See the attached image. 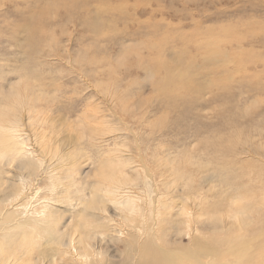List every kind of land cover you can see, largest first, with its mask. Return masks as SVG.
Listing matches in <instances>:
<instances>
[{
	"label": "rangeland",
	"instance_id": "1",
	"mask_svg": "<svg viewBox=\"0 0 264 264\" xmlns=\"http://www.w3.org/2000/svg\"><path fill=\"white\" fill-rule=\"evenodd\" d=\"M8 105L44 156L41 201L55 200V175H73V199L64 188L50 203L66 219L84 209L76 194L105 189L101 163L120 160L124 192L150 207L142 214L159 188L172 240L183 209L191 223L246 210L253 224L242 236L256 240L252 264H264V0H0V107ZM210 224L195 226L201 240H216ZM114 235L106 258L135 264L138 241ZM179 238L189 244L188 231Z\"/></svg>",
	"mask_w": 264,
	"mask_h": 264
},
{
	"label": "bare ground",
	"instance_id": "2",
	"mask_svg": "<svg viewBox=\"0 0 264 264\" xmlns=\"http://www.w3.org/2000/svg\"><path fill=\"white\" fill-rule=\"evenodd\" d=\"M12 94L13 98L10 95L9 98L18 97L15 90H13ZM12 99L9 100L10 103ZM8 107L9 105L0 107V264H40L44 259L49 260L50 264H61V262L62 264H114L110 259L106 258L105 244H107V241L106 243L104 242V240H114V234L127 239V243L138 241L135 253L140 257L137 260L138 262L136 261L137 263L133 261L135 264H185L186 261L189 262L188 264L253 263V257L251 256L253 247L251 245L256 240H244L245 236H242L243 233H247L246 229L253 224L252 217L246 213V210L242 212L244 213L243 217L238 215L239 211L229 212L227 210L228 212H226L227 208L222 211L219 209L218 214L216 216L212 215V217L208 213L202 212L197 217L193 215V219L197 220V222L191 223L188 209H183L182 212L187 214L184 213L185 218L179 217L180 219L184 218V221L179 223L180 227L178 229L180 228V230L177 229L175 239L172 240V237L169 236L170 234L166 233L168 232L166 231V226L173 227V221H169L172 218L170 217L171 211L165 207L167 204L162 209L160 208L161 210L159 209L161 204L159 205L156 199L160 196L159 194H162L159 192V188L156 186L153 190L157 197L154 198L155 200L152 199V208L148 215L147 211L149 210L147 208L150 207L140 203L142 195L137 197L133 193L124 192V182L129 181V178H124L121 172L123 171L121 167L124 162H119L120 160L114 162L111 158L105 162L100 160L102 163L96 172L98 171L103 184L106 183L105 189L93 188L89 195L74 193L79 201L84 202H82L84 209L80 216H77V219L72 218L73 216L69 217L70 219H66L59 212L58 207H54L50 203L52 201L61 202L62 196H59V194L64 191V188L66 198L71 199L73 195L69 196L71 192H67V190L70 189V184L73 185V175H66L67 183L63 182L64 176L58 175L57 177L55 175L51 180V190L52 192L54 191L55 200L44 198L45 200L41 201L35 175L45 160L44 156L40 150L32 146L29 137L24 135L21 128L22 125L20 126L21 122H18L21 116L15 111L13 112V109L9 107L11 112ZM98 129H100V126ZM99 132L102 133V131ZM46 135L43 134L41 136L40 143L43 146H46L50 139ZM141 159L139 161L141 168L145 171L143 172L148 178H152L154 173L149 172L147 165ZM124 168L126 169V167ZM143 172L141 170L140 173L144 174ZM132 179L134 178L132 177ZM176 179L178 178L176 177ZM82 182L83 184L85 183L84 181ZM166 182L163 183L162 181L163 187H169ZM168 187L165 188L167 192L169 191ZM48 188L50 189V187ZM217 204L213 205L222 206ZM49 205L50 207L48 208ZM141 206H144V208ZM108 210H110V213ZM145 211L147 213L142 214ZM183 213L181 214L183 215ZM113 216L116 218H113ZM148 219H151L152 223H149L150 220L148 222ZM91 220L92 222H90ZM204 220L208 223L209 221L211 222L213 234H210L216 235V240L210 239L207 235V240L205 238V240H201L202 237L198 235L200 232L199 227L195 226L202 224ZM184 222L187 226L184 225ZM162 225L166 229L160 228ZM181 225L183 226L182 228ZM94 229L98 230L93 231ZM187 231L188 235H190L189 244L183 245L179 236ZM166 234L170 237L169 240ZM227 234H231V238L228 237L227 240H222ZM211 243L215 245L214 249H210ZM143 245L146 248L143 249ZM259 249L261 250V260H263L264 247ZM130 250H134V247H130L125 252L131 258L129 260H133L132 257L134 255L131 256ZM232 257L233 259L231 260ZM204 259L206 261L203 263L202 260Z\"/></svg>",
	"mask_w": 264,
	"mask_h": 264
}]
</instances>
